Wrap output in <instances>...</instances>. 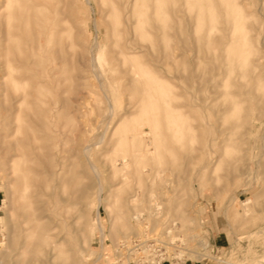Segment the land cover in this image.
Masks as SVG:
<instances>
[{"label":"rangeland","instance_id":"rangeland-1","mask_svg":"<svg viewBox=\"0 0 264 264\" xmlns=\"http://www.w3.org/2000/svg\"><path fill=\"white\" fill-rule=\"evenodd\" d=\"M154 1L0 0V264H264V0Z\"/></svg>","mask_w":264,"mask_h":264},{"label":"built area","instance_id":"built-area-1","mask_svg":"<svg viewBox=\"0 0 264 264\" xmlns=\"http://www.w3.org/2000/svg\"><path fill=\"white\" fill-rule=\"evenodd\" d=\"M142 225V232L131 234L118 243L122 256L131 257L128 264H174L171 261L178 258L173 253L174 246L181 243L177 239L171 240V236L178 233L176 223L170 221L160 229L144 223Z\"/></svg>","mask_w":264,"mask_h":264},{"label":"bare ground","instance_id":"bare-ground-1","mask_svg":"<svg viewBox=\"0 0 264 264\" xmlns=\"http://www.w3.org/2000/svg\"><path fill=\"white\" fill-rule=\"evenodd\" d=\"M137 2V0H123V2H122V5L123 6H125L126 8L128 7L129 9H128V12L126 13V15H125V21H123V23L124 22H126V24H138L139 23V21H138V19H135L134 18V15L135 14H137V13H135V11L133 10L134 9V6H135V3ZM158 5V2H157V0H155L150 6H148V9L149 10H147V13H149L150 14V12L149 11H151L153 8V6H157ZM141 13V12H140ZM140 13H138V14H140ZM128 14V15H127ZM127 16V17H126ZM154 17V16H153ZM135 19V20H134ZM236 19V20H235ZM244 19V16L242 15V13H241V15H239L237 18H235L234 16H233V18H232V21L234 22H241L242 20ZM157 20V19H156ZM155 20V21H156ZM229 21V20H228ZM120 23H122V20L121 21H119V24ZM155 23V22H154ZM156 24V23H155ZM226 27V26H225ZM232 27H233V25H232ZM244 28V27H243ZM232 29V28H231ZM127 32H129V30H127ZM232 31H230V33H231ZM230 41V40H229ZM261 43H263V42H261ZM264 44V43H263ZM228 46V47H227ZM227 49L229 50V44H227ZM240 47V46H239ZM243 48V47H242ZM241 48V49H242ZM225 49V48H224ZM234 49V48H233ZM240 49V48H239ZM240 49V50H241ZM239 50V51H240ZM248 50V49H247ZM233 51V50H232ZM238 51V52H239ZM249 51V50H248ZM121 52V51H120ZM227 52H229V51H227ZM98 53V52H97ZM123 53V52H122ZM244 53V52H243ZM124 55H125V57H127L128 56V54H127V56H126V54L125 53H123ZM91 55V54H90ZM132 54L130 53L129 54V56H131ZM240 56V55H239ZM243 56V55H242ZM96 58V57H95ZM91 59V58H90ZM243 67V66H242ZM225 69V68H224ZM224 74V73H223ZM251 75H253V74H251ZM214 76V75H213ZM253 78V77H252ZM261 78V77H260ZM257 79V78H256ZM222 80V79H221ZM220 80V81H221ZM218 81V84H217V86H219V80H217ZM255 81V80H254ZM215 86H216V84H214ZM215 86H213V87H215ZM249 85H247V87H248ZM247 87H246V89H247ZM245 89V90H246ZM244 92V91H243ZM234 103V102H233ZM143 134H144V132H143ZM147 134V133H146ZM144 136V135H143ZM140 137H141V135H140ZM20 149H22V148H20ZM149 152H150V150H149ZM28 171V170H27ZM26 171V172H27ZM30 172V171H29ZM20 173V172H19ZM24 173H25V171H24ZM15 174H18V173H15ZM21 175H22V173H21ZM28 175H30V174H28ZM25 177H26V175H25ZM29 177V176H28ZM19 178V177H18ZM30 178H31V175H30ZM20 180H21V178H19ZM26 180H27V177H26ZM21 182V181H20ZM24 182H25V179H24ZM19 184V183H18ZM29 184H27V186H28ZM22 190V189H21ZM24 190V189H23ZM20 191V190H19ZM24 191H22V193H23ZM21 194V193H20ZM20 199V198H19ZM21 201H22V199H21ZM155 205H156V203H155ZM24 207V206H23ZM25 208V207H24ZM158 214V213H157ZM142 215V214H141ZM24 216H26V214L24 215ZM97 216V215H96ZM33 217V216H32ZM34 220V219H33ZM97 220H98V218H97ZM139 223H141V221L139 220L138 221ZM29 224V223H28ZM142 226V225H141ZM178 227V226H177ZM53 230V229H52ZM49 231H50V229H46L45 231H44V236H45V238H52V236L50 235V233H49ZM100 231V230H99ZM53 232V231H52ZM101 233V232H100ZM102 234V233H101ZM176 234L177 233H175V234H173L172 236H171V240H176V239H178L177 238V236H176ZM127 237H129V235L128 236H124L122 239H124V238H127ZM100 240H101V237H100ZM57 243H55L51 248H48L47 250H45V252H44V257L43 258H41V260L40 259H38V260H34V261H32L31 262V264H56L55 262H53V259L55 258L54 256V252L56 251V248H57V245H56ZM177 245V244H176ZM175 247V246H174ZM174 255H176L178 252H177V250L174 248ZM178 255H179V253H178ZM114 259H113V261H114V263H117V262H121V261H123V263L125 264H128L129 263V261L131 260V257H127V256H122V254L119 252V250H118V245H117V247H116V251L114 252ZM120 264H122V263H120Z\"/></svg>","mask_w":264,"mask_h":264},{"label":"crops","instance_id":"crops-1","mask_svg":"<svg viewBox=\"0 0 264 264\" xmlns=\"http://www.w3.org/2000/svg\"><path fill=\"white\" fill-rule=\"evenodd\" d=\"M183 264H187V263H183Z\"/></svg>","mask_w":264,"mask_h":264}]
</instances>
